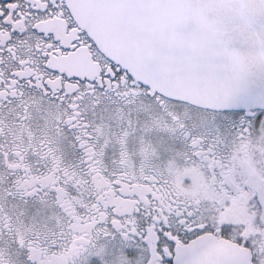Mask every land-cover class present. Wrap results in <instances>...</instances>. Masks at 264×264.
Returning a JSON list of instances; mask_svg holds the SVG:
<instances>
[{
  "label": "snow or ice",
  "instance_id": "6c2138e0",
  "mask_svg": "<svg viewBox=\"0 0 264 264\" xmlns=\"http://www.w3.org/2000/svg\"><path fill=\"white\" fill-rule=\"evenodd\" d=\"M0 264H264V0H0Z\"/></svg>",
  "mask_w": 264,
  "mask_h": 264
}]
</instances>
